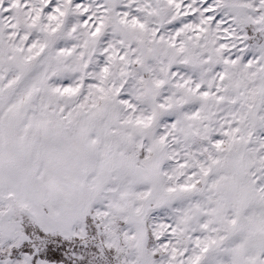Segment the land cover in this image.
I'll return each mask as SVG.
<instances>
[{"label": "snow or ice", "instance_id": "1", "mask_svg": "<svg viewBox=\"0 0 264 264\" xmlns=\"http://www.w3.org/2000/svg\"><path fill=\"white\" fill-rule=\"evenodd\" d=\"M0 264H264V0H0Z\"/></svg>", "mask_w": 264, "mask_h": 264}]
</instances>
